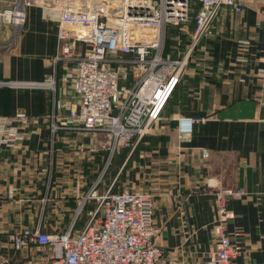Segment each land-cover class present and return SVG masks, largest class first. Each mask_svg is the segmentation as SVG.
<instances>
[{
	"label": "crops",
	"instance_id": "0c3cea01",
	"mask_svg": "<svg viewBox=\"0 0 264 264\" xmlns=\"http://www.w3.org/2000/svg\"><path fill=\"white\" fill-rule=\"evenodd\" d=\"M56 30L37 6L27 8L16 36L0 23V117L18 110L27 115L24 125L9 127L16 132L6 128L4 137L17 140L0 144V264H48L50 249L14 250L9 235L26 228L66 230L100 165H108L106 136L59 124L78 102L68 80L72 63L54 61ZM263 52L264 0H244L240 13L221 8L214 33L194 51L163 119L134 152L116 155V174L100 185L152 197L155 242L167 258L204 262L214 248V193L243 188L247 195L228 204L234 219L227 232L241 233L234 238L241 252L233 264H264ZM178 117L195 120L182 140Z\"/></svg>",
	"mask_w": 264,
	"mask_h": 264
},
{
	"label": "built area",
	"instance_id": "2783aa9c",
	"mask_svg": "<svg viewBox=\"0 0 264 264\" xmlns=\"http://www.w3.org/2000/svg\"><path fill=\"white\" fill-rule=\"evenodd\" d=\"M244 0H0V23L15 36L25 23L28 7L37 6L56 22L57 48L54 61L72 63L68 77L78 105L60 119L61 126L92 136H106L109 157L120 150L134 152L159 123L161 114L180 82L200 42L214 33L221 8L242 11ZM194 27L186 31L187 44L175 58L164 56L166 27L186 28L193 5ZM52 13V14H50ZM264 62V52L261 57ZM194 119L178 117V139L192 133ZM27 115L18 110L0 117V144L17 136L4 137L12 124L24 125ZM9 128L13 132L16 129ZM57 127L52 126L54 132ZM98 178L82 195L69 227L47 234L22 229L9 235L14 250L32 246L50 249L48 264H184L167 258L156 244L158 233L149 194L113 192L112 185L99 190ZM211 187V186H210ZM217 218L213 224L214 248L199 264H233L241 252L227 232L234 213L228 204L240 200L243 188L220 189L215 193ZM85 215L80 229L76 222Z\"/></svg>",
	"mask_w": 264,
	"mask_h": 264
},
{
	"label": "rangeland",
	"instance_id": "374dc122",
	"mask_svg": "<svg viewBox=\"0 0 264 264\" xmlns=\"http://www.w3.org/2000/svg\"><path fill=\"white\" fill-rule=\"evenodd\" d=\"M52 14V13H50ZM188 30V27L186 28H181L179 30V34L178 36H173V30L169 29H165L164 34H165V39H164V49L166 51V53L170 54L171 56L175 57L177 55V53H181L186 44H187V39H186V31ZM14 36V35H13ZM15 37V36H14ZM199 46V45H198ZM198 48V47H197ZM196 48V49H197ZM195 49V51H196ZM182 78V77H181ZM165 109V108H164ZM163 114V113H162ZM161 114V118L160 121L163 119V115ZM159 121V122H160ZM122 150H120L119 152H121ZM127 151V150H125ZM119 152L114 153L111 158L109 157V160L106 161L108 162V165L105 166L104 164L100 165L99 170H98V178H100L102 181H104L105 186L108 184V182L110 181L109 178L112 177V174L115 175L117 172L116 169V157L119 156L117 155ZM108 153V152H107ZM110 155V154H109ZM117 155V156H116ZM108 157V156H107ZM119 158V157H118ZM104 161V162H105ZM105 166V167H104ZM99 190L102 189V186H99ZM113 192H117L116 188H112ZM121 191V190H120ZM82 218H84L83 220L85 221V215H82ZM162 248V247H161ZM163 249V248H162ZM164 250V249H163Z\"/></svg>",
	"mask_w": 264,
	"mask_h": 264
},
{
	"label": "trees",
	"instance_id": "16d2710c",
	"mask_svg": "<svg viewBox=\"0 0 264 264\" xmlns=\"http://www.w3.org/2000/svg\"><path fill=\"white\" fill-rule=\"evenodd\" d=\"M197 4H195V5H193V11L191 12V15H190V21L188 22V24H187V27H188V30L189 31H191L192 29H193V27H194V13H195V11H196V9H197ZM171 29V30H173L174 32H173V36L175 37V36H178V34L180 33L179 32V30L181 29V28H174V27H172V26H168V27H166V29ZM170 54H168V53H166V51L164 50V56H167V57H170L169 56ZM170 99V98H169ZM168 102V101H167ZM166 106V105H165Z\"/></svg>",
	"mask_w": 264,
	"mask_h": 264
}]
</instances>
